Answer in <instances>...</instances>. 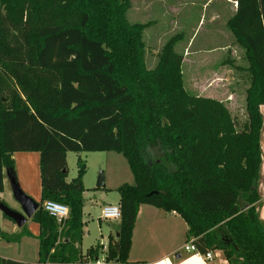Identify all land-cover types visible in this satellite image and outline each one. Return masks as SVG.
<instances>
[{
    "label": "trees",
    "instance_id": "1",
    "mask_svg": "<svg viewBox=\"0 0 264 264\" xmlns=\"http://www.w3.org/2000/svg\"><path fill=\"white\" fill-rule=\"evenodd\" d=\"M226 22L247 61L246 119L224 101L185 85L182 34L167 40L154 67L132 0H0V192L17 151H38L40 260L1 264H84L100 257L81 242L84 162L68 180L67 152H122L135 177L118 188L122 216L108 264L128 262L141 205L180 215L203 252L230 264H264L257 211L264 116V0H235ZM150 47V46H148ZM240 68V67H238ZM64 203L63 224L43 207ZM1 237H9L1 234ZM104 248V246H103Z\"/></svg>",
    "mask_w": 264,
    "mask_h": 264
},
{
    "label": "rangeland",
    "instance_id": "2",
    "mask_svg": "<svg viewBox=\"0 0 264 264\" xmlns=\"http://www.w3.org/2000/svg\"><path fill=\"white\" fill-rule=\"evenodd\" d=\"M203 1L204 0H169L171 7H173V9L178 8V11H176L178 15H180H177L178 17H176V20L173 22L168 18H161V22L163 23L153 25L144 32V38L148 46H150H147L146 55L148 66L154 67L156 65L160 48L167 40L176 34H182V39L178 42L176 49L180 53H183L184 57L186 51L187 53L192 52L196 50L198 46H215V44H222L220 41L219 43H209L211 41H208L207 38L210 36L212 30L218 29L221 31L227 28V13L225 14L226 17H224V12L225 10L227 11L229 7L221 6L223 0H221V2L210 0L211 2L206 5L208 8H205L202 3ZM218 2L220 4L216 6ZM192 3H194L195 6H193ZM140 4V0H132V8L128 11V18L130 21L144 23L153 20V18L157 16L153 15L156 12H152L150 9L145 10L142 6V10L136 11V6L138 5L137 7H140ZM215 9H217V12ZM214 14L217 16H215V23L212 24L210 23V18ZM236 50L237 52L233 57H237L236 61L240 64V59L243 56L242 49L237 46ZM192 56L191 53L190 56L187 57L188 60L185 67L184 80L186 87L192 92L199 94L205 89L206 93H210L212 90L218 88L220 92L215 95H219L223 98H226L230 92H234V97H238V101L235 98H231L232 104L228 106L232 113L236 115L238 122L242 125L246 119L245 92L243 91L245 87L243 85L248 84L247 74L244 73L241 68L236 69V67L231 70L235 80L234 86L219 85L215 82L214 85H198V75L194 72ZM228 68H226V70L223 69V73L220 76H226L227 74L231 75V72H228L230 71ZM226 80L224 82L225 84L227 83ZM79 159L85 164V171L82 179L85 188L83 216L86 223L83 227L84 234L81 242V250L83 253H86L91 248L101 246L99 255L102 257L106 255V253L103 252V246H107L108 244V235L111 232L115 233L119 225V219H117V221H109L102 218L103 207L105 204H118L120 199L118 188L125 183L134 184L135 177L126 156L122 152L113 150H85L67 152L68 180L73 179L77 175V163ZM40 200L41 191L34 197V201L39 203ZM0 202H4L13 209L17 208V211H22V209L15 204L18 203V201L15 197L12 185L8 190L0 192ZM38 230L39 224L32 218H28L25 225L18 226L17 223L12 218L8 217L0 208V235L2 233H7L14 238L10 241L0 238V260L9 258L29 263L37 262L40 258L37 240ZM20 233H25L26 236L19 239L20 237L18 234ZM89 264L94 263L92 261Z\"/></svg>",
    "mask_w": 264,
    "mask_h": 264
},
{
    "label": "crops",
    "instance_id": "3",
    "mask_svg": "<svg viewBox=\"0 0 264 264\" xmlns=\"http://www.w3.org/2000/svg\"><path fill=\"white\" fill-rule=\"evenodd\" d=\"M185 1V0H182ZM219 1L221 0H214ZM140 7L136 6V11H140L141 6L145 10L156 12L153 15H157L153 18L154 24L158 25L161 22V18L170 19L172 22L178 17V8L173 9L169 0H140ZM194 2V1H193ZM210 0H204L203 6H206ZM216 6H218L220 3ZM223 7H229L228 10L224 12L227 13L226 22L230 16H232L237 8V3L235 0H223L221 2ZM153 5V6H152ZM193 6L194 3H192ZM143 9V10H144ZM226 9V8H225ZM175 10V11H174ZM177 10V11H176ZM217 12V9H215ZM144 12V11H143ZM175 15V16H174ZM178 15V16H177ZM216 14L212 15L210 18V23H215ZM225 26V24H224ZM227 27V26H226ZM223 30H212L210 36L207 38L209 43H219L212 46L204 45L198 46L196 50L187 53H184V62H183V73L185 74V67L187 65L188 56L192 53L193 57V67L194 72L198 75V85H214V82L219 85H233L235 84L234 75L231 72L232 68L238 69L246 68L247 61L244 56L240 59V64L237 63V57H233L236 54L237 44L232 33L227 29ZM232 44V45H231ZM222 45V46H218ZM189 48V46H188ZM240 48V47H239ZM243 53V51H242ZM183 54V53H182ZM244 55V54H243ZM228 65V67H227ZM226 66V67H225ZM228 68L231 72L226 76L222 75L223 69ZM246 73L245 70H243ZM215 75V76H214ZM185 76V75H184ZM232 77V78H231ZM227 79V80H226ZM225 80L227 83L225 84ZM249 85V80L247 85H243L245 92V105H246V90ZM234 86V85H233ZM220 89L216 88L210 93H206V89L201 91V95L210 96L213 98L220 99L225 102L228 106L232 104L231 100L238 97H234L235 93L230 92L226 98H223L219 95ZM230 96V97H229ZM230 98V99H229ZM232 98V99H231ZM229 107V106H228ZM261 112L264 116V104L261 106ZM261 151H262V162L260 167V180H259V193L260 201L257 204V211L261 220L264 222V128L261 136ZM14 164L11 168L10 166H4L3 176H4V191L13 184L20 186L21 190L34 199L41 189V169H40V153L38 151H17L13 154ZM18 207H21L20 203H15ZM106 205V204H105ZM17 209V208H16ZM15 209V210H16ZM19 211V210H18ZM20 212H23L20 211ZM32 218V217H28ZM27 218V221H28ZM103 218V217H102ZM107 220V219H106ZM26 221V222H27ZM109 221H117L109 220ZM39 224V223H38ZM18 225V224H17ZM25 225V224H23ZM22 225V226H23ZM19 226V225H18ZM41 232V227L39 225V230L37 234V240L39 244L38 235ZM118 227L116 228L115 233L111 234L118 235ZM11 239H14L12 235L7 233H2ZM21 239L26 236L25 233L18 234ZM0 238L1 237L0 235ZM7 240V238H4ZM188 237V225L186 221L177 213H170L164 210H161L150 204H143L140 207L137 221L133 230L132 245L128 256V262L123 264H230V262L224 257L221 250L213 251L214 257L211 260H207L202 257H197L185 250L184 246L190 241ZM40 256V255H39ZM9 259V258H4ZM14 260V259H11ZM40 260V258H39ZM38 260V261H39ZM18 261V260H15ZM37 261V262H38ZM91 261L85 262L84 264H89ZM25 262V261H21ZM29 263V262H25ZM36 263V262H33ZM94 263V261H93ZM95 264V263H94Z\"/></svg>",
    "mask_w": 264,
    "mask_h": 264
},
{
    "label": "built area",
    "instance_id": "4",
    "mask_svg": "<svg viewBox=\"0 0 264 264\" xmlns=\"http://www.w3.org/2000/svg\"><path fill=\"white\" fill-rule=\"evenodd\" d=\"M44 209L57 221L63 224L70 216V208L68 205L57 202L54 200H46L43 204ZM122 216L121 207L118 204H106L103 207L102 217L107 220L120 219ZM107 246H104L103 252L106 253ZM185 250L191 252L197 257H202L207 260H211L214 257L213 251L203 253L198 246L195 244L194 239H191L185 246ZM106 256L98 257L94 260L95 264H108L106 261Z\"/></svg>",
    "mask_w": 264,
    "mask_h": 264
},
{
    "label": "water",
    "instance_id": "5",
    "mask_svg": "<svg viewBox=\"0 0 264 264\" xmlns=\"http://www.w3.org/2000/svg\"><path fill=\"white\" fill-rule=\"evenodd\" d=\"M14 194L17 201L20 203L23 212L17 211L9 207L4 202H0V208L10 218H12L19 226L26 223L28 217H32L33 214L39 208V203L34 201L33 198L25 194L19 185L13 184Z\"/></svg>",
    "mask_w": 264,
    "mask_h": 264
}]
</instances>
